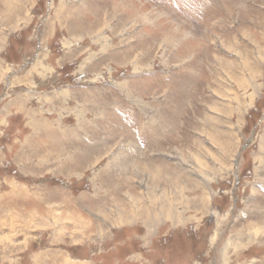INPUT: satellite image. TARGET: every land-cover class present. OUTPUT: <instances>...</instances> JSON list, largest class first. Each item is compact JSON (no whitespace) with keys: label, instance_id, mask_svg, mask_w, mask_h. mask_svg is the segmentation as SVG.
Instances as JSON below:
<instances>
[{"label":"rangeland","instance_id":"1","mask_svg":"<svg viewBox=\"0 0 264 264\" xmlns=\"http://www.w3.org/2000/svg\"><path fill=\"white\" fill-rule=\"evenodd\" d=\"M0 264H264V0H0Z\"/></svg>","mask_w":264,"mask_h":264}]
</instances>
